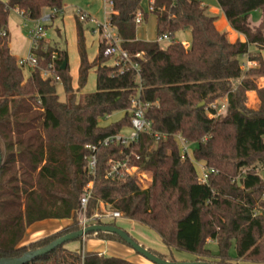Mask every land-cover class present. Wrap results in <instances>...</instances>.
Masks as SVG:
<instances>
[{
    "label": "trees",
    "instance_id": "obj_1",
    "mask_svg": "<svg viewBox=\"0 0 264 264\" xmlns=\"http://www.w3.org/2000/svg\"><path fill=\"white\" fill-rule=\"evenodd\" d=\"M143 1L109 0V24L120 48L137 64V72L108 64L111 58L103 55V39L90 62L81 25L87 19L74 16L78 90L85 86L90 70L96 75V91L81 102L71 86L66 50L43 40L36 52L37 68L24 78L9 49L11 11L34 21L49 10L48 23L53 24L62 0L0 1V259L20 258L80 230V198L93 182L88 216L103 205L150 228L167 248L190 254L195 262L264 264V181L258 176L264 170V87H257L264 78V0H216L230 29L245 39L234 43L216 29L215 19L197 0H147L150 12L143 11ZM253 12L260 15L256 25L250 21ZM137 13L142 14V22L149 15L155 17L157 40H169L165 48L157 40L136 39ZM185 30L190 35L187 48L173 41L176 33ZM56 34L60 37L61 31ZM250 47L255 51L250 52ZM53 54L58 82L41 78ZM244 57L254 67L243 69ZM58 83L66 95L64 102L56 93ZM252 91L259 100L255 110L247 106V93ZM137 92L149 104L145 117L151 131L165 138L155 140L142 133L130 148L99 145L129 129L131 100ZM201 103L204 106L198 108ZM221 105L225 108L216 116ZM115 113L123 116L99 125ZM176 136L193 147L190 158H181ZM87 146L97 147L94 175L88 172ZM130 152L139 157L131 164L150 176L147 188H141L136 175L106 177L108 162ZM192 160L203 165L205 183L198 181ZM48 220H71V224L21 246L30 226ZM95 239L127 246L114 234L97 233ZM208 241L217 246L215 256L206 249ZM65 245L27 264H134L92 252H71Z\"/></svg>",
    "mask_w": 264,
    "mask_h": 264
},
{
    "label": "rangeland",
    "instance_id": "obj_2",
    "mask_svg": "<svg viewBox=\"0 0 264 264\" xmlns=\"http://www.w3.org/2000/svg\"><path fill=\"white\" fill-rule=\"evenodd\" d=\"M74 4L73 7V13L72 11L65 14L64 19L62 20L60 17H58L56 20H54L53 24H47L46 31V39L51 43H56L58 46L66 50L68 55V68H69V75L71 78V86L74 90V94L76 96V100L78 102L82 101V98L85 95L92 94L96 91V75L94 70H90L87 76L86 84L85 86L78 90V67H79V55L77 50V40H76V29H75V21L74 16L78 14L85 15L86 18L89 16V20L83 22L82 29L84 32V42H85V49H86V55L87 59L92 62L96 56H97V42L99 39H101L102 36L95 35V32L92 33V31H97L99 26L104 24V13H103V4L104 0H97L94 2V0H71ZM108 5V2H107ZM90 9V12L87 10ZM142 9L144 12H149L147 6L145 3L142 4ZM107 11H109V6L107 8ZM255 14V15H254ZM89 15V16H87ZM71 16V17H69ZM97 16V18H96ZM254 16H259L258 12H253L251 14V22L252 24H255ZM21 18V17H20ZM148 20H143V22L137 26L136 35L137 37L144 38L146 40H142L144 42H156L157 38L155 36V30L151 24V15L147 17ZM91 20L93 22H91ZM43 25V24H42ZM45 25V24H44ZM43 25V26H44ZM33 27V22L25 21L23 23L22 19H19L17 15L14 13H11L8 18V30H9V42L11 44V49L13 54L16 56L17 59L25 58L30 50L31 42L30 38L28 36V30ZM61 31V36L58 37L56 34V30ZM189 38V32L188 31H179L176 33L173 37L174 42L178 43H184V41ZM161 48H165L169 44V40H163L159 43ZM112 60L108 62V64H111ZM24 78H27L29 76V73L27 71H23ZM56 93L59 97V100L61 102H64L66 100V95L64 94L63 87L61 84L56 85ZM123 116V113H115L112 116H110L107 119L100 120L99 125L105 126L111 122H115L119 120ZM180 150H182V146L179 144ZM192 148L188 145V151L189 153L192 151ZM193 165L195 168V171L198 176H200L203 165L199 162L193 161ZM258 176L264 181V170H261L258 172ZM139 185L141 188H147L150 183V176L146 173H140L137 176ZM115 224L117 227L121 228L125 232H127L132 238L135 239V241L143 246L145 249H151L153 251H156L160 253L163 256H166V260L173 259L176 263H186V262H194L195 257L184 253L182 251H178L175 249H169L165 246V244L161 241L159 236L150 228L145 227L137 222L133 221H127L125 219H120L115 221ZM86 244H81L80 241H73L67 243L65 246L71 249V247H75L78 249L77 251L80 252L81 249H91L94 244L98 242L97 239L91 238V237H85ZM77 242V243H75ZM121 245V244H120ZM122 251H112L107 254H104V257H115L119 259H123L126 261H129L131 263L138 262L139 264H152L142 256L135 253L130 247L121 245ZM206 249H208L212 256H215L217 254V246L215 242H207ZM229 254L231 257L234 256L235 251L234 247L232 246ZM235 264V263H232Z\"/></svg>",
    "mask_w": 264,
    "mask_h": 264
},
{
    "label": "built area",
    "instance_id": "obj_3",
    "mask_svg": "<svg viewBox=\"0 0 264 264\" xmlns=\"http://www.w3.org/2000/svg\"><path fill=\"white\" fill-rule=\"evenodd\" d=\"M110 7H111V3ZM111 10V9H110ZM152 8H149V12ZM55 13V12H54ZM80 21H84L87 18L85 15L78 14ZM49 15L43 16L38 20L31 21L33 22V27L28 31V36L30 38L31 47L29 53L26 58L17 60V65L23 70L31 73L35 68H37L36 62V52L40 47V43L46 39V31L43 28L44 24L49 22ZM25 18V17H24ZM29 21V20H28ZM142 23V14L137 13L135 18L136 26ZM43 24V25H42ZM99 30L101 31V36L104 41V57L111 58L114 66H129L133 70L137 72L138 66L137 64L131 63L129 55L127 52L122 50L119 46V40L116 37V33L113 28H111L109 24V16L108 19L104 22L103 25L99 26ZM98 30V31H99ZM163 40H167L166 37L159 38L157 42H162ZM140 55L136 54L135 58H139ZM55 62L56 56L55 54L51 57V62L48 67L41 71V78L43 80L51 78L55 82H58L59 79L55 75ZM243 69H249L253 67V63L249 62L242 66ZM131 111H130V127L129 129L102 140L99 145L109 146L112 143H116L124 148H130L133 144H136L140 134L147 133L151 135L155 140L164 139V135H160L157 132L151 131V122L146 119L145 113L149 109V104L144 103L140 100L139 92L136 93V96L131 100ZM214 108V106H212ZM225 106L221 105L216 112V116L221 114L224 110ZM176 140L178 144L182 146L181 158L184 159L186 157L190 158V153L188 151V144L180 138V136H176ZM87 149L91 151L90 156L88 157V172L91 175L95 174L96 167V156L95 152L97 150L96 146H87ZM132 158L138 160L139 157L134 155L133 153L126 154L125 157L121 160H110L108 162L109 170L107 172V178H114L119 175H129L138 176L140 173L138 172V168L132 165ZM207 179V174L202 169L200 176L198 177V181L200 183H205ZM93 188V182L87 184L82 197L80 198L79 208L77 210V224L80 230H84L85 228L93 225H104L108 223H115V221L123 219L122 215L119 212L108 211L104 208L103 205L100 206L99 211L93 212L90 216L87 214L88 202L91 198Z\"/></svg>",
    "mask_w": 264,
    "mask_h": 264
},
{
    "label": "crops",
    "instance_id": "obj_4",
    "mask_svg": "<svg viewBox=\"0 0 264 264\" xmlns=\"http://www.w3.org/2000/svg\"><path fill=\"white\" fill-rule=\"evenodd\" d=\"M0 1L7 2L8 0H0ZM96 1L97 0H94V2H96ZM197 1L201 2L202 6L205 9L206 15H208L209 17H212V18L215 19V27H216V29L219 32L224 33L230 43H234L236 41H240V42H244L245 41V39H244V37L242 35H239V34L235 33L234 31H232L230 29V27H229V25H228V23H227V21H226V19L224 17V14L222 13L221 9L219 8L216 0H197ZM107 2H108V5H107ZM109 3H110L109 0H104V4H103L104 5L103 6L104 22L108 19V16H110V14L112 13L111 10H110L111 7H110ZM143 3L146 4V6H147V8L149 10V6H148L147 0H144L142 2V4ZM73 4L74 3L71 0H62V10L58 14L59 15L58 17H60L63 20L66 13H68L70 11H72V13H73V9L75 8V7H73L74 6ZM108 6H109V11H107ZM87 11L90 12V9L87 10ZM11 13H14L15 15H17V17H19V19H22L23 23L25 21L26 22L28 21V19L24 18L17 11H11L10 14ZM49 14H50L49 10H44L43 16H48ZM258 15H259V13H258ZM87 16H89V15H87ZM69 17H71V16H69ZM89 17L87 18V20L90 19ZM96 18H97V16H96ZM250 18H251V15H250ZM150 19H151V24H152V26H153V28L155 30V17L151 15ZM147 20H148V18H147ZM259 20H260V15L259 16H254V21H255L254 25L258 24ZM91 22H93V21L91 20ZM136 30H137V28H136ZM7 32H8V36H9L10 34H9L8 26H7ZM94 32H95V35L99 34L98 29H97V31H92V33H94ZM155 36H156V34H155ZM101 39H102V37H101ZM101 39H99L98 42H97V50H98L99 42L101 41ZM136 39L140 40V41L146 40V39L141 38L139 36L137 37V35H136ZM182 45L184 47H186V48L189 47V45H190V35H189V38H187L184 41V43H182ZM9 49H10L11 54L16 58V56L12 52L10 42H9ZM249 51L253 52V51H255V48L254 47H250ZM97 53H98V51H97ZM261 56H262V59L264 61V51L261 52ZM20 59H23V58H20ZM16 60H19V59L16 58ZM241 62L243 63L242 65L247 64L248 63L247 58H245V57L242 58ZM112 64H113V61H112ZM253 67H254V64H253ZM30 74L31 73H29V75ZM257 87L258 88H263L264 87V78L259 79L257 81ZM247 106H248V108H251V109H254V110L259 107V100H258V97H257V95H256V93L254 91L247 93ZM127 221H129V220H127ZM70 224H71V220H48V221H43V222L36 223V224L30 226L27 229V231L25 233V236H24V238L22 240L21 246H27L28 244L36 242V241H38V240H40L42 238H46V237H49V236L54 235L56 233H59L62 230H65ZM92 238H95V236H93ZM79 241H80L81 244H86V240H79ZM208 242H211V241H208ZM75 243H77V242H75ZM65 249H67V250H69L71 252H77V253L92 252V253H96L98 255L104 256V254H107V253L112 252V251H120L122 249V246L120 244H118V243H115V242H108V241L98 240V242L96 244H94V246L91 249H87V250L86 249H81L80 252H78L77 251L78 249H76V245H75V247H71V249L68 248L67 246H65ZM133 263L134 264H139L138 262L137 263L133 262Z\"/></svg>",
    "mask_w": 264,
    "mask_h": 264
},
{
    "label": "water",
    "instance_id": "obj_5",
    "mask_svg": "<svg viewBox=\"0 0 264 264\" xmlns=\"http://www.w3.org/2000/svg\"><path fill=\"white\" fill-rule=\"evenodd\" d=\"M66 63L62 64L61 70L63 71L65 69ZM204 104L201 103L198 105V108L203 107ZM2 163V156L0 154V166ZM97 233H109L116 235L119 239H121L127 246H129L135 253L142 256L152 264H213V263H205V262H186V263H173L166 260H162L158 258L157 256L153 255L149 250L145 249L143 246L139 245L136 241L133 240V238L124 230L114 227V226H108V225H93L85 228L84 230H78L73 233H69L67 235H64L55 241L51 242L47 247L35 250L32 252L25 253L20 258H11V259H0V264H27L31 262L32 260L42 257L52 250L56 249L57 247H60L64 244H67L69 242L77 241V240H84L85 237L92 234L93 236H96Z\"/></svg>",
    "mask_w": 264,
    "mask_h": 264
}]
</instances>
